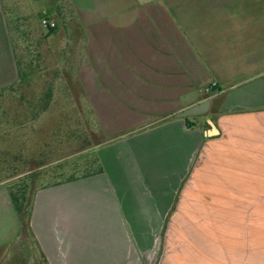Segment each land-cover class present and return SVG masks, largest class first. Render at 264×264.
I'll return each mask as SVG.
<instances>
[{"label":"crops","instance_id":"0c3cea01","mask_svg":"<svg viewBox=\"0 0 264 264\" xmlns=\"http://www.w3.org/2000/svg\"><path fill=\"white\" fill-rule=\"evenodd\" d=\"M53 21L102 141L21 212L19 174L0 181V264H264V0H68Z\"/></svg>","mask_w":264,"mask_h":264},{"label":"rangeland","instance_id":"374dc122","mask_svg":"<svg viewBox=\"0 0 264 264\" xmlns=\"http://www.w3.org/2000/svg\"><path fill=\"white\" fill-rule=\"evenodd\" d=\"M3 2L12 12L8 23L19 76L0 87V129L11 133L0 148L23 155L20 177L11 183L30 173L36 183L87 173L95 167L90 150L102 141L100 126L78 92L74 66L65 54L53 51V39L47 38V31L59 27L53 18L68 14V0ZM43 18L55 26H43Z\"/></svg>","mask_w":264,"mask_h":264},{"label":"trees","instance_id":"16d2710c","mask_svg":"<svg viewBox=\"0 0 264 264\" xmlns=\"http://www.w3.org/2000/svg\"><path fill=\"white\" fill-rule=\"evenodd\" d=\"M9 132L10 130L8 128L0 129V141H7ZM5 134L7 135L5 136ZM21 152L22 151L19 150L11 151L10 148L6 147L0 148V181L11 176H15L21 172L20 170H18V162L23 160V155ZM40 164L41 163H38V165ZM32 174L35 173L26 174L22 178H20L18 182L10 183L8 185L12 202L18 212H21L24 208L26 195L29 187V180H31V178L35 176Z\"/></svg>","mask_w":264,"mask_h":264},{"label":"built area","instance_id":"2783aa9c","mask_svg":"<svg viewBox=\"0 0 264 264\" xmlns=\"http://www.w3.org/2000/svg\"><path fill=\"white\" fill-rule=\"evenodd\" d=\"M41 22H42V25L45 27H54L55 26V23L53 21H50V20L45 19V18H43L41 20Z\"/></svg>","mask_w":264,"mask_h":264}]
</instances>
